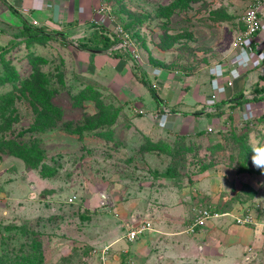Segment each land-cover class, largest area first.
<instances>
[{
  "label": "rangeland",
  "instance_id": "obj_1",
  "mask_svg": "<svg viewBox=\"0 0 264 264\" xmlns=\"http://www.w3.org/2000/svg\"><path fill=\"white\" fill-rule=\"evenodd\" d=\"M80 2L93 8L91 18L105 6L124 31H138L139 62L151 77L222 64L245 12L226 13L235 0ZM44 33L0 40V264H146L125 238L132 216L153 220L149 264H264L262 250L223 256L203 237L213 230L208 222L264 204V172L251 163L253 149L264 147V114L243 124L230 116L225 132L168 140L143 126L150 114L139 117L124 94L85 75L81 31L65 45ZM204 177L212 182L199 197ZM203 209L211 217L196 224Z\"/></svg>",
  "mask_w": 264,
  "mask_h": 264
},
{
  "label": "crops",
  "instance_id": "obj_2",
  "mask_svg": "<svg viewBox=\"0 0 264 264\" xmlns=\"http://www.w3.org/2000/svg\"><path fill=\"white\" fill-rule=\"evenodd\" d=\"M5 1L17 12L21 13L23 18L32 26L41 28L44 31L50 29V33H63L75 40L77 36L76 33L81 31L84 35L82 38L87 39L94 30L93 25L90 24L92 19L91 12L94 10H92L93 8L89 10L90 6L88 4L84 5L80 2L81 0ZM88 1L90 4V0ZM251 1L252 0L245 2V4H240L238 0H235L234 8H228L226 13L230 12L233 15L237 6L242 9L245 8L244 10H246ZM23 9L27 10V12L23 13L21 11ZM241 18L242 16H239L235 21V25H233V27L238 28L237 30L235 29L236 31L233 35L234 40L237 39L243 29ZM17 19L18 17H15L9 9L0 2V20L3 21L0 25L1 42L2 37H11L19 33L21 22H18ZM105 23H103V25ZM104 27L106 28L105 33L115 29V26L109 22L108 25ZM259 47L264 50V44H261ZM110 50L112 51V48ZM110 50L105 52L80 50L79 54L83 57V61L86 62L85 75L91 77L92 80L96 82L108 85L114 91L116 90L122 93V95L124 94L126 99L130 102L128 103L132 105H130L131 109H133L135 113L138 110L144 111L143 116L136 113L139 117H148L150 114L152 119L144 117L148 119L150 123L143 124V126L154 128L150 126L152 124L155 125V128L152 130L159 133L156 135L167 138L168 140H175L178 137L184 135L191 136L196 133V135L200 134V136L203 137L210 133L225 132L227 131V126H229L230 116H239L240 113L249 109H252L255 115L256 112L264 114V64L248 72L245 71L242 76L238 77L234 75L226 64L229 62L230 58H235L240 53H243L238 48L229 46L228 50L223 54L222 64L214 67L221 68V76H223L222 78H224V80H226L228 76L233 75V86L228 87L225 94L220 97V102L217 104L216 113L214 114H210V112L207 111L208 105L206 104L208 96H210L214 90L210 83L213 77L212 65L193 74H184L182 72L179 74H169L168 71L165 70L166 73L160 72L158 76L152 73L153 77H151L149 76L150 72L147 71L150 69L146 68L147 66L145 67L142 64L134 65L130 57H126L122 54H118L117 57H114L113 54L110 53ZM88 59L89 61H87ZM141 72L146 74L147 77L145 79L147 80V85H151V88H153V95L150 92L149 86L147 87L140 81ZM236 98L238 101L236 100L232 103ZM144 103L146 106L143 105ZM160 115H163V118L159 119ZM158 121L161 122L163 127L158 125ZM208 129L212 131L208 132ZM219 177L221 176L219 175ZM220 179L221 180H218L221 182L219 186H222L223 180L222 178ZM39 181L41 183L43 182V180ZM211 182V178L208 177L201 178L198 181L196 189L199 191V197L200 193L207 191V187ZM34 188H37V185H35ZM212 189H214V187H212ZM90 204L92 205V203ZM240 215H232V220L225 218L219 221L212 220L208 222V227L210 226L213 230L206 232L207 234L203 237L212 238L213 242H217L216 250H218L219 254H223V256L232 255L236 257L238 256V252L247 249L253 255H263L264 227L237 226L234 218ZM133 218L141 219L138 216H132L127 224H129ZM142 219L151 223L152 230L136 240L138 242H127L131 243L129 245L130 252H133L134 256L136 255L137 257H141L139 255H142V257L145 256L146 258L142 259L141 257L139 261L143 262L147 260L145 262L149 264L152 260H150L151 255L146 249V246H148L147 243L150 238L152 243L154 237H156L153 234L155 232H152L155 228H153L152 218ZM162 222L165 223V219H160L158 224ZM156 224L157 223H155V225ZM126 227L127 225H125V228ZM117 244L114 245V248ZM76 245L77 244L74 246ZM124 246H126V244H120L116 249ZM259 250L263 252L261 253ZM110 259L112 261L115 260L117 263L120 261L113 252Z\"/></svg>",
  "mask_w": 264,
  "mask_h": 264
},
{
  "label": "built area",
  "instance_id": "obj_3",
  "mask_svg": "<svg viewBox=\"0 0 264 264\" xmlns=\"http://www.w3.org/2000/svg\"><path fill=\"white\" fill-rule=\"evenodd\" d=\"M27 12V10H23ZM96 16L92 18V22L102 24L108 17V8L102 6L95 11ZM110 19V18H109ZM241 21L243 23V30L235 41V48L240 49L243 53H240L237 57L229 59L228 67L234 75L242 76L245 71L255 69L264 64V50L260 49V45L264 44V0H252L245 12L242 15ZM115 37L119 39V42L115 49L126 51L133 59V62L139 63L138 53L132 44L129 36L121 27L115 26ZM110 39L113 37L110 36ZM246 57V58H244ZM213 77L210 81L213 87V93L206 100L208 105L207 111L215 113V104L220 102V96L225 93L228 87L233 86L232 76H228L226 80L221 76V68H212ZM138 115L143 116L144 111H136ZM240 124L250 122L256 118L252 109L244 111L239 114ZM163 118V115L159 116V119ZM208 129V132H211ZM211 215L207 210H200L196 219V224H202L209 219ZM237 226H258L264 227V204H257L255 208L241 212V215L234 218ZM151 223L147 220L133 218L126 227V240L128 242H134L141 236L151 231ZM104 253V251H103ZM125 264H134L132 261L127 260Z\"/></svg>",
  "mask_w": 264,
  "mask_h": 264
},
{
  "label": "trees",
  "instance_id": "obj_4",
  "mask_svg": "<svg viewBox=\"0 0 264 264\" xmlns=\"http://www.w3.org/2000/svg\"><path fill=\"white\" fill-rule=\"evenodd\" d=\"M0 2L4 6H6L9 9V11L14 16L18 17L19 20H20V22H21V28H20L19 33H18L19 36H17V37L22 38L23 40H27V39L30 40V39H35V38H38V39H47V37L45 36L44 31L41 28H37V27L32 26L26 19L23 18V16L19 12H17L5 0H0ZM109 14H110L111 18L114 20V22L116 24V20L112 16L113 12L109 11ZM128 26H131V23L128 24ZM127 29H129V28H126L125 31L127 32L128 36H129V39L131 40L132 44H134L136 46V43L135 42L137 40L134 37H137L139 39V37H138V31L135 30L134 33H133V32H130L129 30H127ZM130 30L132 31V29H130ZM105 32H106V28H104L102 26L96 27V29L93 32H91V34L88 36L87 41H85V42H78V43L76 42L77 43L76 45H77V47H80V48L82 47L83 49H86L88 51H103V52L109 51L111 48H113V46L117 45L120 42H119V39L116 38L115 36H113V38L110 39L109 37H107L105 35ZM60 34H63V33H60ZM130 34H132V35H130ZM57 39L61 40L63 42V44L65 45V43H64V41L66 40L65 37L58 36ZM110 53L113 54L114 57H117L118 54H122V55H124L126 57H129V55L127 54V52L126 51H123V50H112ZM138 68H140V67H138ZM146 77H147L146 74L144 72H141L140 81L143 84H145L147 87L149 86L150 92L153 95L154 94L153 93L154 92L153 91V88H151V85H147V80L145 79ZM236 100L238 101V99L236 98L235 100L232 101V103L234 101H236ZM92 121H93L92 125H93L94 128L97 127V126H99V125H101L99 123V121H98V118L96 120L92 119ZM198 135H200V134H198ZM39 156L42 158V156L40 154H39ZM35 168L36 167H34L32 165V167L30 169H35ZM44 178L45 179H50L49 177H44ZM1 264H8V263H7V261H5V263L3 261V262H1Z\"/></svg>",
  "mask_w": 264,
  "mask_h": 264
},
{
  "label": "clouds",
  "instance_id": "obj_5",
  "mask_svg": "<svg viewBox=\"0 0 264 264\" xmlns=\"http://www.w3.org/2000/svg\"><path fill=\"white\" fill-rule=\"evenodd\" d=\"M24 10V9H23ZM23 10H21L22 12H23ZM96 11V10H95ZM109 11L110 10H108V17L110 18V20L112 21V24L114 25V26H119V25H117V24H115V22H114V20L111 18V16H110V14H109ZM24 13V12H23ZM26 13V12H25ZM21 14V13H20ZM22 15V14H21ZM107 18V17H106ZM104 22H106V20H104ZM103 22V23H104ZM103 23L102 24H97V25H95L93 22H92V19H91V21H90V24L91 25H93V29L95 30L96 29V27H99V26H102V27H104L103 26ZM119 27H121V26H119ZM116 28V27H115ZM122 28V27H121ZM93 30V31H94ZM122 30H123V28H122ZM124 31V30H123ZM125 33H127L126 31H125ZM59 34V33H58ZM105 35L107 36V37H110V36H115V29L114 30H111V32L110 31H108L107 33H105ZM66 36V35H65ZM66 37H68V36H66ZM134 45V44H133ZM117 45H115V46H113V48H112V50H117V49H115V47H116ZM134 47H135V49H136V46L134 45ZM93 52H97V51H93ZM128 54V53H127ZM129 55V54H128ZM129 57H130V59H131V61L133 62V59H132V57L129 55ZM137 65H139L140 64V62L139 63H136ZM228 64V63H227ZM226 64V65H227ZM214 68V67H213ZM253 70V69H252ZM250 71V70H249ZM246 72H248V71H246ZM225 94V93H224ZM224 94H222V95H224ZM212 95V94H211ZM221 95V96H222ZM220 96V97H221ZM210 96H208V98H209ZM207 98V99H208ZM219 102H217L216 104H215V111H216V108H217V104H218ZM216 113V112H215ZM210 114H214V113H210ZM141 116V115H140ZM238 122H239V118H238ZM240 123V122H239ZM251 163H252V165L254 166V167H256V168H258V169H260L261 170V172H264V147H257V148H254L253 149V151H252V155H251Z\"/></svg>",
  "mask_w": 264,
  "mask_h": 264
},
{
  "label": "water",
  "instance_id": "obj_6",
  "mask_svg": "<svg viewBox=\"0 0 264 264\" xmlns=\"http://www.w3.org/2000/svg\"><path fill=\"white\" fill-rule=\"evenodd\" d=\"M45 35H46V36H49L50 34H48V35L45 34ZM56 35L61 36V37H66L64 34H60V33H59V34H56ZM91 52H93V51H91Z\"/></svg>",
  "mask_w": 264,
  "mask_h": 264
}]
</instances>
